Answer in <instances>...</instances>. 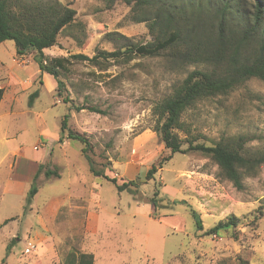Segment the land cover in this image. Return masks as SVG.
<instances>
[{
    "label": "rangeland",
    "instance_id": "rangeland-1",
    "mask_svg": "<svg viewBox=\"0 0 264 264\" xmlns=\"http://www.w3.org/2000/svg\"><path fill=\"white\" fill-rule=\"evenodd\" d=\"M60 1L77 11L86 37L81 35L80 45L72 34H61L57 46L45 50L50 58H93L101 51H117L125 43L153 40L146 24L134 23L130 7L122 1L111 7L103 0ZM0 52L7 71L22 80L33 79L37 65L18 67L13 61L17 58L13 41H7ZM26 57L33 61L34 54ZM194 68H179L165 54L100 65L71 59L60 76L66 86L62 95L42 87L38 78L28 89H20L12 109L11 101L4 102L0 114V264H65L70 254L81 253L94 254V264H264V165L257 176L244 180L242 191L198 152L175 154L147 180L150 168L170 155L155 130L154 108ZM38 90L39 97L30 107V96ZM76 106L94 107L102 113L76 111ZM69 114V128L85 135L92 145L95 168L119 183L137 181V195L119 192L104 177L90 173L80 152L82 144L71 141L67 151L71 164L64 177L42 189L26 212L33 183L20 175L24 161L17 166L16 160L19 154L25 161L44 155L48 149L38 144V124L45 121L46 133L57 134ZM183 119L194 135L204 136L201 142L245 134L252 138L249 148L264 150V83L252 79L226 96L203 100ZM131 157L137 170L120 169ZM78 179L84 182L83 189L76 187ZM157 189L160 196L154 208L147 201ZM71 192V198L48 211L38 207L52 194ZM97 216L101 229L94 234L89 224H96ZM231 216L239 219L231 233L206 235ZM31 244L36 249L26 253Z\"/></svg>",
    "mask_w": 264,
    "mask_h": 264
},
{
    "label": "trees",
    "instance_id": "trees-1",
    "mask_svg": "<svg viewBox=\"0 0 264 264\" xmlns=\"http://www.w3.org/2000/svg\"><path fill=\"white\" fill-rule=\"evenodd\" d=\"M103 1L108 7L116 1L129 6L133 22L145 23L153 40L125 43L117 51H101L93 58L72 55L70 60L100 65L102 61L128 63L138 56L165 54L179 68L195 67L154 108L158 117L155 130L170 155L150 168L147 180H152L159 168L175 154L198 152L218 166L223 179L242 191L244 180L257 176L264 165V150L249 148L248 143L252 138L245 134L223 137L209 141V144L208 141L201 142L204 136L194 135L183 117L199 102L226 96L252 79L264 83V0ZM75 32L79 34L75 35ZM63 33L72 34L80 45L83 44L81 35L86 37V26L77 20V11L70 5L60 0H0V44L13 41L19 56L34 54L33 61L38 64L40 71L50 74L56 80L59 95L66 91L60 76L63 71H67L70 60L64 57L50 58L45 50L57 46L59 36ZM3 95L4 90L0 89V102ZM37 97L38 92L30 96V107ZM64 102H69V97ZM83 109L102 113L94 107L75 108L76 111ZM70 117V114L66 115L62 120L60 134L82 144L81 152L89 163L90 172L95 177L107 179L119 192L129 191L137 195V181L119 183L116 178H110L95 168L90 155L92 145L85 135L69 128ZM180 133L185 134V137ZM43 169L40 167L38 173ZM46 175L58 176V173L46 171ZM37 179L38 174L27 193L26 212L38 192ZM159 196L160 191L157 189L147 203L157 208ZM238 224L239 219L231 216L206 231V235L229 234ZM198 227L203 230L202 224L198 223ZM10 249L8 246V253ZM94 263L92 253L70 254L65 262Z\"/></svg>",
    "mask_w": 264,
    "mask_h": 264
},
{
    "label": "crops",
    "instance_id": "crops-1",
    "mask_svg": "<svg viewBox=\"0 0 264 264\" xmlns=\"http://www.w3.org/2000/svg\"><path fill=\"white\" fill-rule=\"evenodd\" d=\"M5 44H6V42L0 44V48L2 46H4ZM13 61L20 68L26 67V66H28L30 64H34V63L37 65L38 68L36 67L37 69H35L34 73L31 75V78H33V79L22 80L14 72L6 70V65L4 64L2 53L0 52V89L4 90V95H3V98L0 102V114H1V109L4 105V102L10 103V101H11V105H10L11 108L10 107L9 108L12 109L13 101L15 100L16 95L20 92V89L21 88L28 89L30 86H32V84H34L37 81L38 78H40V85L42 87H48L49 91L52 93L57 92L56 89H57L58 84H57L56 80L54 79V77L48 73H42L36 62L32 61L30 58H27L26 55L19 56L18 54H17V58H13ZM36 92H38V97H39V90ZM33 106H34V103H33L32 107ZM46 125L47 124L45 121L40 122L38 124V127L41 128L39 139H38V144H40L41 147L43 146L44 148H47L48 151L45 152L44 155L36 156L32 160H29V161L28 160L25 161V158L23 156H20V154H19L20 158L18 161L16 160L17 166L22 161H24L22 163H23V165L25 164V167L23 169H21L20 175L22 177H27L28 181L33 183L35 175L38 174V179H37L38 192L34 196V198L32 199V202H34L36 199H38V197L41 196L42 189H44L49 184L52 186L54 184V182H56L57 180H61L64 177V174L66 172L65 170H68V168L70 167V164H71V162L68 160L67 151L71 147L70 146L71 141H73V140H69L65 137H62V135L60 133L48 135L46 133V131H47ZM34 149L36 152L39 151L38 145L34 146ZM56 150H58V152H60V155L55 154ZM81 150H82V146H81L80 152H81ZM81 154H82V152H81ZM13 155L15 157H17V159H18V155L16 152H14ZM64 161H65V163H68V164H65ZM136 165L137 164L135 163L133 157H131L128 162H126V163H124V165L120 166V169L122 167H124L125 171L129 172V170H131V172H133V171L137 170ZM40 167L41 168L43 167L44 169L41 171V173H38ZM25 168L28 169V172H27L28 175L25 174ZM46 171L57 172L58 176L52 175L50 177H47ZM89 171H90V166H89ZM30 173L32 174L31 176H30ZM38 180H39V184H38ZM24 181H26V180H24ZM24 183L26 185V182H24ZM83 184H84V182L81 181L80 179H78V184H76V187H78L79 189L80 188L83 189L84 188ZM71 189L74 190L73 185H71ZM92 189H95V188H92ZM92 192H93V190H92ZM93 194L95 195V192ZM71 196H73L72 192L66 193V194H59V195L52 194L51 196L47 197L46 201L43 202L41 206H38V207H41V208L43 207V209L48 211V209L51 207L61 205L63 203V201L65 200V198H67V197L71 198ZM100 207H101V202H100ZM89 227H90V232L94 231L93 232L94 234H98L100 229H101V218L99 216H97L96 224H93V225L89 224Z\"/></svg>",
    "mask_w": 264,
    "mask_h": 264
},
{
    "label": "built area",
    "instance_id": "built-area-1",
    "mask_svg": "<svg viewBox=\"0 0 264 264\" xmlns=\"http://www.w3.org/2000/svg\"><path fill=\"white\" fill-rule=\"evenodd\" d=\"M36 249V246H34L33 244L30 245V247H28L25 252L26 253H31Z\"/></svg>",
    "mask_w": 264,
    "mask_h": 264
}]
</instances>
